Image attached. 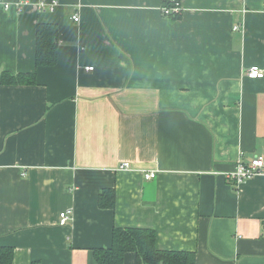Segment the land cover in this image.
Here are the masks:
<instances>
[{
	"label": "crops",
	"instance_id": "crops-1",
	"mask_svg": "<svg viewBox=\"0 0 264 264\" xmlns=\"http://www.w3.org/2000/svg\"><path fill=\"white\" fill-rule=\"evenodd\" d=\"M2 1L0 78L36 83L0 82V246L12 264H97L113 228L151 229L159 250L193 252L194 264H264V176L226 178L264 157V78L245 77L264 69V0H181L176 21L161 0H56L50 12ZM43 23L58 29L57 60L37 67ZM104 190L113 209L98 207Z\"/></svg>",
	"mask_w": 264,
	"mask_h": 264
},
{
	"label": "trees",
	"instance_id": "trees-1",
	"mask_svg": "<svg viewBox=\"0 0 264 264\" xmlns=\"http://www.w3.org/2000/svg\"><path fill=\"white\" fill-rule=\"evenodd\" d=\"M181 0H161L162 15L171 21L181 18L179 12L172 11ZM58 29L53 24H38L36 28L35 64L53 66L57 60ZM0 82L5 85H35L34 74H3ZM115 193L104 190L98 196V207L113 209ZM155 232L144 228H113L110 247L93 251L97 264H123L125 255L133 253L136 264H194L193 252L163 251L156 247ZM13 248L0 246V264H12Z\"/></svg>",
	"mask_w": 264,
	"mask_h": 264
},
{
	"label": "built area",
	"instance_id": "built-area-1",
	"mask_svg": "<svg viewBox=\"0 0 264 264\" xmlns=\"http://www.w3.org/2000/svg\"><path fill=\"white\" fill-rule=\"evenodd\" d=\"M0 6L6 10L10 7L9 4L0 0ZM58 6V2L56 0H37L36 7L41 11H53L55 7ZM181 9L180 4H176L175 8L172 10L174 12H179ZM162 12L168 13V11H164L161 9ZM72 21L75 23L79 22L78 14H74L71 17ZM239 26L236 25L233 27V31H237ZM87 71H92V67L85 68ZM245 77L249 80H258L264 78V69L258 66H251L246 70ZM123 168H127L128 164L125 163L122 165ZM257 176H264V157L262 156H255L249 162L242 163L238 162L234 166V170L226 175V178L231 182V184L238 188L241 184L257 177ZM156 177V173L154 171L145 172L143 174V179L145 181H151ZM71 215V211L66 210L62 211L59 214V225H65L69 220Z\"/></svg>",
	"mask_w": 264,
	"mask_h": 264
}]
</instances>
